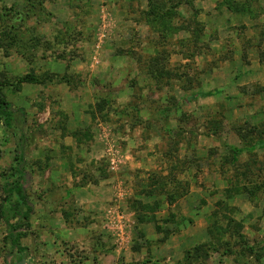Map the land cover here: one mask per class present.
<instances>
[{"label": "rangeland", "instance_id": "obj_1", "mask_svg": "<svg viewBox=\"0 0 264 264\" xmlns=\"http://www.w3.org/2000/svg\"><path fill=\"white\" fill-rule=\"evenodd\" d=\"M0 80V264H264V0H0Z\"/></svg>", "mask_w": 264, "mask_h": 264}, {"label": "trees", "instance_id": "obj_2", "mask_svg": "<svg viewBox=\"0 0 264 264\" xmlns=\"http://www.w3.org/2000/svg\"><path fill=\"white\" fill-rule=\"evenodd\" d=\"M201 96H212V92L202 93ZM195 97V95H193ZM15 109L14 105L9 102L3 92V83L0 80V120L4 123V126L8 129L13 127L15 122L14 119ZM242 151L235 150V153H240ZM24 154L20 151V155L17 160H19V166L16 168V172L19 175V179L11 184H6V198L5 202L11 203V209L14 212L15 217H20L22 220L29 221L34 213V205L29 201V197L27 194L26 187L24 185L25 182L30 180V174H28L23 168L24 165ZM151 190H153L151 188ZM17 197V199L13 202L12 200ZM172 199H175L173 195L170 196ZM22 223L21 221H19ZM5 224L9 227L8 239L10 240V244L12 246L13 251H17L18 253H22L25 248L22 247L20 243L21 235L17 233L21 224H11L9 220H5Z\"/></svg>", "mask_w": 264, "mask_h": 264}]
</instances>
